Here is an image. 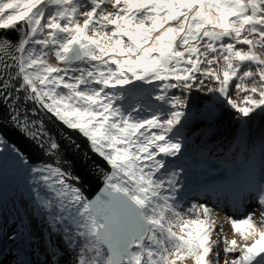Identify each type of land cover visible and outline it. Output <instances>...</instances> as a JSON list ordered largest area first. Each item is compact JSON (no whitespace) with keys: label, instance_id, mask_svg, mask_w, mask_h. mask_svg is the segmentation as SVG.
<instances>
[{"label":"snow or ice","instance_id":"snow-or-ice-1","mask_svg":"<svg viewBox=\"0 0 264 264\" xmlns=\"http://www.w3.org/2000/svg\"><path fill=\"white\" fill-rule=\"evenodd\" d=\"M196 93L240 130L232 164L193 181ZM260 115L264 0H0V236L11 171L28 211L7 238L38 264H264ZM225 205L242 215L218 223Z\"/></svg>","mask_w":264,"mask_h":264},{"label":"rangeland","instance_id":"rangeland-1","mask_svg":"<svg viewBox=\"0 0 264 264\" xmlns=\"http://www.w3.org/2000/svg\"><path fill=\"white\" fill-rule=\"evenodd\" d=\"M192 109L196 113V122H202V121H214L216 117L220 114V111L224 108L219 102H216L213 100V98H210L209 101L202 105L200 108H193ZM240 130V129H239ZM202 130L198 128H193V123L189 126V129L186 130V135L188 136V142L190 144L189 149V155L186 160V167H189L192 170V180L196 181L201 175L203 168L205 171H209L212 173H216L217 169H223L226 164H232V153H233V147L226 150L224 148H218L215 147L213 144H209V142H200L197 141L198 137L203 138V135H201ZM206 146V147H205ZM252 150H255L256 152V159L257 163L259 160V150L260 147H256ZM21 181V178L17 176L15 173L9 171L4 176V204L2 207V215L4 221H9L10 219H16L15 223L8 224L4 226L7 231V235L0 236V239L6 242H10L7 238L8 235H11L14 233L17 229V223H19L18 217L28 211L27 205L24 199L20 197V194L17 191V183ZM221 198L223 199L225 194H220ZM256 207L255 203L249 204L246 211H251L252 208ZM217 212L219 213V222H223V218L225 215L233 216L236 215L239 217V215L233 213L232 210L225 205L223 210L217 209ZM31 218V213L29 212L28 216H26V220ZM32 226L34 229H36L37 234L42 236V233H39V230L37 228V222L35 220L31 221ZM224 231L228 234L229 239L232 238V229L231 225L229 223L224 224ZM239 240V237H236ZM12 246L18 245L20 246L19 242L16 243H10ZM30 254L31 249L29 248ZM41 251H43V248H41ZM29 253V252H28ZM13 255V254H11ZM31 256V257H29ZM18 257L15 255L10 257V261L6 260L4 264H15V260ZM28 258L32 260L33 264H38V260L35 256L28 255ZM63 264V261H62ZM189 264H191V261H189Z\"/></svg>","mask_w":264,"mask_h":264},{"label":"trees","instance_id":"trees-1","mask_svg":"<svg viewBox=\"0 0 264 264\" xmlns=\"http://www.w3.org/2000/svg\"><path fill=\"white\" fill-rule=\"evenodd\" d=\"M212 98L211 94L196 93L192 97L193 108H200ZM202 130L203 138L198 137L197 141L209 142L218 148L226 150L236 146L239 143L237 136L240 129V121L236 115L228 109H222L220 114L214 121L194 122L193 128ZM262 140H264V115L256 116L248 126L246 142L249 150L260 147ZM206 147V146H205Z\"/></svg>","mask_w":264,"mask_h":264},{"label":"bare ground","instance_id":"bare-ground-1","mask_svg":"<svg viewBox=\"0 0 264 264\" xmlns=\"http://www.w3.org/2000/svg\"><path fill=\"white\" fill-rule=\"evenodd\" d=\"M5 229L6 228H3V231L7 234V231ZM16 242H19V241L13 242L11 240L10 242H6V241H3V240L0 239V252L3 253V255H0L1 256L0 259H2L4 262L6 260L10 261L11 260L10 257L13 256V255L16 256V253H19L20 256H24L25 253H27L28 255H31L30 251H29V248H23V247L20 248V246H18L16 244H15V246H12L10 244V243H16ZM10 250H11V254H13V255L10 254ZM29 257H31V256H29Z\"/></svg>","mask_w":264,"mask_h":264},{"label":"water","instance_id":"water-1","mask_svg":"<svg viewBox=\"0 0 264 264\" xmlns=\"http://www.w3.org/2000/svg\"><path fill=\"white\" fill-rule=\"evenodd\" d=\"M12 138L15 139V137ZM81 176L84 181V187L87 189L88 195L94 196L101 186L100 181L87 172H82Z\"/></svg>","mask_w":264,"mask_h":264}]
</instances>
